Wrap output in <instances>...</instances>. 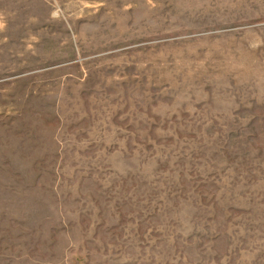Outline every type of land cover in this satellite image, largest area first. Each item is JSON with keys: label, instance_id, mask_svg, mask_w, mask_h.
<instances>
[{"label": "rangeland", "instance_id": "374dc122", "mask_svg": "<svg viewBox=\"0 0 264 264\" xmlns=\"http://www.w3.org/2000/svg\"><path fill=\"white\" fill-rule=\"evenodd\" d=\"M0 264H264V0H0Z\"/></svg>", "mask_w": 264, "mask_h": 264}]
</instances>
